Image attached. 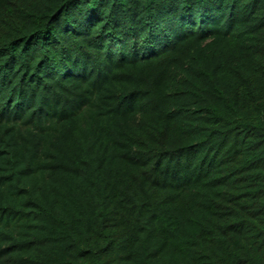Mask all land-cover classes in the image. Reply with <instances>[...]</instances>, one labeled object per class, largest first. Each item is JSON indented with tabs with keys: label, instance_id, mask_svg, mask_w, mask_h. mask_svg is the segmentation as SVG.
<instances>
[{
	"label": "trees",
	"instance_id": "1",
	"mask_svg": "<svg viewBox=\"0 0 264 264\" xmlns=\"http://www.w3.org/2000/svg\"><path fill=\"white\" fill-rule=\"evenodd\" d=\"M0 264H264V0H0Z\"/></svg>",
	"mask_w": 264,
	"mask_h": 264
}]
</instances>
